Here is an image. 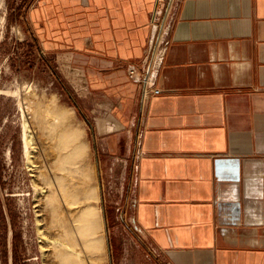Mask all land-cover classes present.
<instances>
[{
    "label": "crops",
    "instance_id": "crops-1",
    "mask_svg": "<svg viewBox=\"0 0 264 264\" xmlns=\"http://www.w3.org/2000/svg\"><path fill=\"white\" fill-rule=\"evenodd\" d=\"M156 2L39 0L32 17L81 58L97 132H116L107 151L128 137L135 247L152 264H264V0H172L145 85L127 66L141 68Z\"/></svg>",
    "mask_w": 264,
    "mask_h": 264
},
{
    "label": "rangeland",
    "instance_id": "rangeland-1",
    "mask_svg": "<svg viewBox=\"0 0 264 264\" xmlns=\"http://www.w3.org/2000/svg\"><path fill=\"white\" fill-rule=\"evenodd\" d=\"M38 1L0 0V264H79L55 256L53 244L60 230L52 227L48 212L42 210L39 215L34 206L33 183L39 181L29 170L22 143L26 124L35 163L53 160L47 121L54 113L65 115L60 127L69 125L80 132L85 184L96 195L89 202L98 212L101 248L90 251L93 254L82 253V264H152L132 243L131 230L125 227L132 221L128 172L125 175L122 161L128 137L121 138L118 153L107 151L106 137L117 136L116 132H97V123H102L106 112L105 106L98 105L102 97L87 89L79 69L81 58L69 62L66 52L71 46L65 38L53 31L48 34L44 22L34 20L32 10ZM166 28L158 21L159 39H165ZM79 238L75 235L71 240L76 250Z\"/></svg>",
    "mask_w": 264,
    "mask_h": 264
},
{
    "label": "bare ground",
    "instance_id": "bare-ground-1",
    "mask_svg": "<svg viewBox=\"0 0 264 264\" xmlns=\"http://www.w3.org/2000/svg\"><path fill=\"white\" fill-rule=\"evenodd\" d=\"M64 117V113H54L47 121L49 130L52 131V135L49 136L52 143L50 155L53 160L50 159V162L37 164L33 160L34 156L30 151L32 139L26 132V124L23 125L21 140L24 143V153L28 157L29 170L34 179L39 181L33 183L37 196L34 206L37 207L39 215L42 210L48 212L52 219V227L60 230L59 238L54 239L53 244L55 256L63 262L76 261L82 264L85 261L82 253L101 248L98 212L89 202L95 199L96 195L92 187L85 184L87 177L83 165L85 148L80 132L69 125L60 127L59 120ZM75 235L80 237L78 239L80 249L77 250L71 243Z\"/></svg>",
    "mask_w": 264,
    "mask_h": 264
},
{
    "label": "built area",
    "instance_id": "built-area-1",
    "mask_svg": "<svg viewBox=\"0 0 264 264\" xmlns=\"http://www.w3.org/2000/svg\"><path fill=\"white\" fill-rule=\"evenodd\" d=\"M168 1L167 0H157L156 2V6L152 14V22H151L152 31H151L150 41H149V49H148L146 56L143 58L141 62V68L138 69L134 65L127 66V75L134 82L144 83L145 85H148L151 77L156 73V70L161 64L166 41L165 39L164 40L159 39V33L157 35L158 21H160V17L162 14H164L166 18L167 13H168L167 10L169 9V6L172 0H168ZM162 24H165V23H162ZM166 31H167V28H166ZM166 31L164 32V34H166ZM155 42H156V45H158V46H155L156 49L155 47L153 48V45ZM150 55H151V59H149Z\"/></svg>",
    "mask_w": 264,
    "mask_h": 264
}]
</instances>
